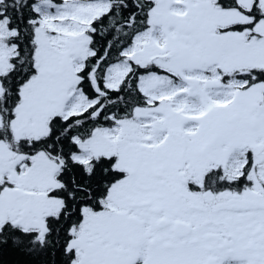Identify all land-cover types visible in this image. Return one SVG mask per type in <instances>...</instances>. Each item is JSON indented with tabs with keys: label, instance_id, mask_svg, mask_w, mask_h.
I'll return each mask as SVG.
<instances>
[{
	"label": "snow or ice",
	"instance_id": "obj_1",
	"mask_svg": "<svg viewBox=\"0 0 264 264\" xmlns=\"http://www.w3.org/2000/svg\"><path fill=\"white\" fill-rule=\"evenodd\" d=\"M0 264H264V0H0Z\"/></svg>",
	"mask_w": 264,
	"mask_h": 264
}]
</instances>
